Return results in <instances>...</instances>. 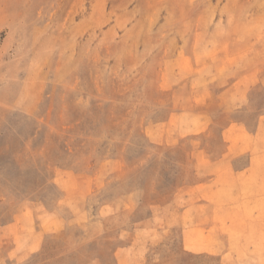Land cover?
I'll return each instance as SVG.
<instances>
[{
    "label": "rangeland",
    "instance_id": "rangeland-1",
    "mask_svg": "<svg viewBox=\"0 0 264 264\" xmlns=\"http://www.w3.org/2000/svg\"><path fill=\"white\" fill-rule=\"evenodd\" d=\"M234 102L255 133L264 0H0V264H263Z\"/></svg>",
    "mask_w": 264,
    "mask_h": 264
},
{
    "label": "crops",
    "instance_id": "crops-1",
    "mask_svg": "<svg viewBox=\"0 0 264 264\" xmlns=\"http://www.w3.org/2000/svg\"><path fill=\"white\" fill-rule=\"evenodd\" d=\"M252 43V40H246V45ZM245 45V44H244ZM255 64H258L255 66ZM259 66V59L253 61V64L247 65L245 70L232 69L229 77L234 78V80L239 79H251L258 78L257 68ZM234 83L230 84V89L234 90L236 87ZM233 109H237L236 121L234 126L237 128H243L247 132L248 138L245 142H239L237 145L234 142H229L228 149L221 157L215 162L218 165H222L221 162H225V171L227 172V177L229 180V185L232 190L233 198L238 194V192L246 191L247 197L244 199L235 200L234 202H229L226 200L225 210L229 211V208H234L239 203L242 207L241 213L248 218L245 220L247 223V232L249 229L256 228L257 234H260L259 244H264V159L258 161H252L254 157L261 156L264 152V121L261 119L258 121V125L255 133H249L248 123L242 117L247 118L248 114L243 112L241 104L238 105L234 102ZM218 109V108H217ZM234 137V135H232ZM232 137V139H233ZM210 179L209 184H215L218 180ZM243 181V182H242ZM201 184H205L204 180L200 181ZM228 188V187H227ZM249 236V234H247ZM245 245L244 240L242 241V247ZM255 251L251 248L248 249V258L254 260L258 263V259L253 257ZM264 255V253H263ZM264 259V256H263ZM253 264V263H250ZM260 264V262H259ZM264 264V260H263Z\"/></svg>",
    "mask_w": 264,
    "mask_h": 264
}]
</instances>
